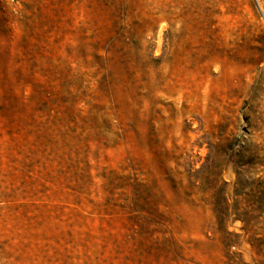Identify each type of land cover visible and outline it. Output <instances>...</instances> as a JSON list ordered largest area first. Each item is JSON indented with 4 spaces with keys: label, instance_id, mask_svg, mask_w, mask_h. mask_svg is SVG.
I'll return each instance as SVG.
<instances>
[{
    "label": "rangeland",
    "instance_id": "rangeland-1",
    "mask_svg": "<svg viewBox=\"0 0 264 264\" xmlns=\"http://www.w3.org/2000/svg\"><path fill=\"white\" fill-rule=\"evenodd\" d=\"M0 264H264V0H0Z\"/></svg>",
    "mask_w": 264,
    "mask_h": 264
},
{
    "label": "trees",
    "instance_id": "trees-1",
    "mask_svg": "<svg viewBox=\"0 0 264 264\" xmlns=\"http://www.w3.org/2000/svg\"><path fill=\"white\" fill-rule=\"evenodd\" d=\"M236 184H237V182H236ZM258 199V198H257ZM234 202H236V201H234ZM260 200L258 199V204H257V207H258V210L260 211V206H262V203H260ZM221 204H223V205H221V208H223V213L224 212H226L227 211V203H226V198L225 197H221ZM235 206H236V203H235ZM214 212H215V210H214ZM217 213L218 212H216V216H217ZM219 216V215H218ZM236 217H239V216H236ZM239 220V218H235V219H233V220ZM219 220V219H218ZM242 221H244V220H242Z\"/></svg>",
    "mask_w": 264,
    "mask_h": 264
}]
</instances>
